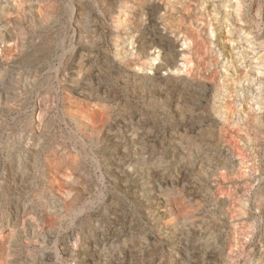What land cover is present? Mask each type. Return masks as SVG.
I'll return each instance as SVG.
<instances>
[{
    "label": "rangeland",
    "instance_id": "374dc122",
    "mask_svg": "<svg viewBox=\"0 0 264 264\" xmlns=\"http://www.w3.org/2000/svg\"><path fill=\"white\" fill-rule=\"evenodd\" d=\"M262 1L0 0V264H264Z\"/></svg>",
    "mask_w": 264,
    "mask_h": 264
},
{
    "label": "bare ground",
    "instance_id": "6f19581e",
    "mask_svg": "<svg viewBox=\"0 0 264 264\" xmlns=\"http://www.w3.org/2000/svg\"><path fill=\"white\" fill-rule=\"evenodd\" d=\"M120 1V0H119ZM238 1V0H237ZM116 2V1H115ZM210 2V1H209ZM233 2H234V0H233ZM263 2V1H262ZM238 3H240V2H238ZM245 3V2H244ZM264 3V2H263ZM234 4V3H233ZM206 5H208V4H206ZM236 5V4H235ZM70 7H71V5H69ZM261 6V5H260ZM69 7V8H70ZM204 7V6H203ZM230 7V6H229ZM233 7V6H232ZM67 8V7H66ZM117 8V7H116ZM156 8V7H155ZM160 8V7H159ZM235 8V7H234ZM238 8V7H237ZM245 8V7H244ZM260 8V7H259ZM68 9V8H67ZM75 9V8H74ZM112 9H113V7H112ZM241 9V8H240ZM77 10V9H76ZM110 10V9H109ZM115 10V9H114ZM150 10V9H149ZM156 10V9H155ZM242 10V9H241ZM245 11H246V9H244ZM67 11V10H66ZM151 11V10H150ZM211 11V10H210ZM220 11V10H219ZM232 11V10H231ZM238 11H240V10H238ZM256 11V10H255ZM69 12H70V10H69ZM223 12V11H222ZM230 12V11H229ZM258 13L260 12L259 10L257 11ZM216 13V12H215ZM238 13V12H237ZM239 13H241V12H239ZM250 13V12H249ZM257 13V14H258ZM74 14V13H73ZM113 14V13H112ZM226 14H228V12L226 13ZM254 14V13H253ZM150 15H152V14H150ZM219 15V14H218ZM216 16V15H215ZM258 16V15H257ZM186 17V16H185ZM219 17V16H218ZM239 17V16H238ZM31 18V17H30ZM242 18H244V17H242ZM21 19V18H20ZM107 19V18H106ZM258 19V18H257ZM151 20V19H150ZM151 21H153V20H151ZM258 21V20H257ZM70 22V21H69ZM184 22V21H183ZM237 22V21H236ZM175 23V22H174ZM213 23V22H212ZM247 23V22H246ZM261 23V22H260ZM148 24V23H147ZM184 24V23H183ZM93 25V24H92ZM201 25V24H200ZM209 25V24H208ZM256 25H257V23H256ZM98 26V25H97ZM211 26V25H210ZM204 27V26H203ZM107 28V27H106ZM101 30V29H100ZM245 30V29H244ZM119 31V30H118ZM168 32V31H167ZM244 32V31H243ZM157 33V32H156ZM73 35V34H72ZM114 35V34H113ZM209 35H211V34H209ZM241 35V34H240ZM206 36V35H205ZM84 38V37H83ZM224 38V37H223ZM226 38V37H225ZM154 39V38H153ZM199 39V38H198ZM214 39V38H213ZM243 39V38H242ZM245 39V38H244ZM148 40V39H147ZM237 40V39H236ZM239 40V39H238ZM75 41V40H74ZM214 41V40H213ZM83 42V41H82ZM239 42V41H238ZM242 42V41H241ZM20 43V42H19ZM237 45V44H236ZM240 45V44H239ZM107 46V45H106ZM165 46V45H164ZM226 46V45H225ZM51 47V46H50ZM234 47H236V46H234ZM244 47V46H243ZM203 48V47H202ZM211 48V47H210ZM230 48H231V46H230ZM195 50V49H194ZM233 50H234V48H233ZM56 51V50H55ZM242 51V50H241ZM56 52H58V51H56ZM235 52V51H234ZM239 52H240V50H239ZM261 52V51H260ZM53 53H55V52H53ZM59 53V52H58ZM204 53V52H203ZM110 55V54H109ZM264 55V54H263ZM61 56V55H60ZM217 56V55H216ZM122 57V56H121ZM222 57V56H221ZM237 57V56H236ZM245 57V56H244ZM251 57V56H250ZM59 59H60V57H58ZM56 59V58H55ZM59 59H56V60H59ZM249 59V58H248ZM251 59V58H250ZM222 60V59H221ZM43 61V60H42ZM182 61V60H181ZM185 61H187V60H185ZM61 62V61H60ZM86 62V61H85ZM240 65L239 66H241V67H244V66H246L247 65V61L245 60V59H241L240 60V63H239ZM249 64V63H248ZM53 66V65H52ZM187 66V65H186ZM204 66V65H203ZM227 67V66H226ZM252 67V66H251ZM251 67H250V69H251ZM256 67V66H255ZM62 68V67H61ZM228 69V68H227ZM254 69V68H253ZM62 70V69H61ZM187 70V69H186ZM204 70H206V69H204ZM89 71V70H88ZM128 71V70H127ZM220 71V70H219ZM260 71V70H259ZM59 72V71H58ZM247 74H249V73H247ZM65 75V74H64ZM222 75V74H221ZM253 75V74H252ZM89 76H91V75H89ZM131 76V75H130ZM250 76V75H249ZM249 76H247V77H249ZM254 76H256V75H254ZM157 77H160V75L159 76H157ZM246 77V78H247ZM258 77V76H257ZM126 78V77H125ZM221 78V77H220ZM250 78V77H249ZM69 79V78H68ZM88 79V78H87ZM255 79H257V78H255ZM247 81V80H246ZM248 82V81H247ZM256 82V81H255ZM141 83V82H140ZM146 83V82H145ZM222 83V82H221ZM254 83V82H253ZM252 83V84H253ZM84 84V83H83ZM118 84V83H117ZM249 84V83H248ZM85 85V84H84ZM256 85V84H255ZM247 86H249V85H247ZM250 87H251V85H250ZM211 88V87H210ZM136 91V90H135ZM245 91V90H244ZM254 92V91H253ZM130 93V92H129ZM196 93V92H195ZM256 93V92H255ZM256 95H257V93H256ZM87 96V95H86ZM246 96V95H245ZM253 96V95H252ZM133 97V96H132ZM131 97V98H132ZM95 98V97H94ZM130 98V99H131ZM199 98V97H198ZM261 98V97H260ZM155 99V98H154ZM157 99V98H156ZM182 100V99H181ZM252 100V99H251ZM200 101H202V100H200ZM259 101V100H258ZM251 103V102H250ZM249 103V104H250ZM258 104V103H257ZM222 105V104H221ZM256 107H258L257 105H256ZM220 110V109H219ZM257 110V109H256ZM225 116V115H224ZM233 116H234V114H233ZM232 116V117H233ZM246 116H248V115H246ZM236 116H234V118H235ZM238 117V116H237ZM263 118V117H262ZM239 126V125H238ZM67 128V127H66ZM73 130V129H72ZM72 130H71V132H72ZM76 130V129H75ZM129 130V129H128ZM138 133V132H137ZM67 134V133H66ZM72 134V133H71ZM126 134H127V131H126ZM70 135V134H69ZM77 135V134H76ZM125 135V134H124ZM71 136V135H70ZM129 139V138H128ZM86 142V141H85ZM138 143V142H137ZM84 145V144H83ZM132 146V145H131ZM74 147H75V145H74ZM130 147V146H129ZM128 147V148H129ZM145 147V146H144ZM86 148V147H85ZM118 148V147H117ZM7 149V148H6ZM105 151V150H104ZM120 151V150H119ZM83 152V151H82ZM78 153H79V151H78ZM90 154V153H89ZM131 154V153H130ZM143 154V153H142ZM91 155V154H90ZM239 155V154H238ZM224 157V156H223ZM237 157H239V156H237ZM226 158V157H225ZM83 159V158H82ZM244 159V158H243ZM84 160V159H83ZM132 160V159H131ZM126 161V160H125ZM128 161H130V160H128ZM122 165H123V163H122ZM86 166V165H85ZM96 167V166H95ZM101 168H103V167H101ZM122 169H123V167H122ZM262 169V168H261ZM101 170V169H100ZM127 170V169H126ZM131 171V170H130ZM103 173V172H102ZM107 173V172H106ZM91 174V173H90ZM117 174V173H116ZM133 174V173H132ZM100 175H101V173H100ZM103 175V174H102ZM119 175V174H118ZM128 175V174H127ZM126 175V176H127ZM262 175V174H261ZM66 176V175H65ZM69 176V175H68ZM134 176V175H133ZM67 177V176H66ZM132 177V176H131ZM105 178V177H104ZM103 181V180H102ZM259 181V180H258ZM260 182V181H259ZM262 182V181H261ZM88 184V183H87ZM87 186V185H86ZM260 186V185H259ZM67 187V186H66ZM103 188V187H102ZM263 189V188H262ZM262 189H260V190H262ZM102 190V189H101ZM259 192V191H258ZM84 194V193H83ZM158 198V197H157Z\"/></svg>",
    "mask_w": 264,
    "mask_h": 264
}]
</instances>
